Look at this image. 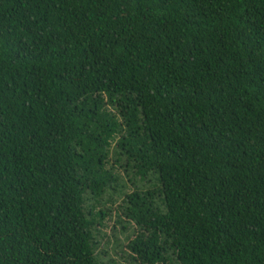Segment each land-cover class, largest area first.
I'll list each match as a JSON object with an SVG mask.
<instances>
[{"label": "trees", "instance_id": "obj_1", "mask_svg": "<svg viewBox=\"0 0 264 264\" xmlns=\"http://www.w3.org/2000/svg\"><path fill=\"white\" fill-rule=\"evenodd\" d=\"M112 140L133 263L264 264V0H0V264H115Z\"/></svg>", "mask_w": 264, "mask_h": 264}, {"label": "rangeland", "instance_id": "obj_2", "mask_svg": "<svg viewBox=\"0 0 264 264\" xmlns=\"http://www.w3.org/2000/svg\"><path fill=\"white\" fill-rule=\"evenodd\" d=\"M113 142L114 140L110 142L106 167L115 176L114 190L104 192L96 201H88V205L93 206V211L100 209L103 213L100 225L94 229V237L97 241L96 251L102 252L98 259L103 263L135 264L129 259L128 252L123 246L125 237L132 230V226L125 224L120 216L121 194L118 192L121 190L128 193L133 185L146 187L148 183L138 181L137 176L125 170L121 157L115 154ZM118 185H122V188L119 189Z\"/></svg>", "mask_w": 264, "mask_h": 264}]
</instances>
